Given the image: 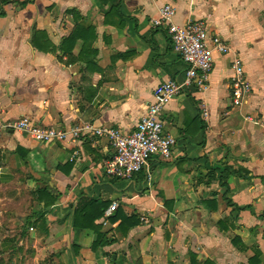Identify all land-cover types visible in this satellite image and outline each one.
I'll return each mask as SVG.
<instances>
[{
  "label": "crops",
  "instance_id": "obj_1",
  "mask_svg": "<svg viewBox=\"0 0 264 264\" xmlns=\"http://www.w3.org/2000/svg\"><path fill=\"white\" fill-rule=\"evenodd\" d=\"M11 1L0 6V123L132 133L155 90L185 78L166 28L151 24L166 5L175 24L204 21L231 53H214L207 92L187 88L162 110L175 145L169 158H152L151 179L108 178L114 150L90 133L46 144L2 133L0 264H264V0ZM235 57L252 87L241 107ZM90 201L105 212L116 204L138 225L124 235L109 220L115 212L84 224L96 216ZM92 226L105 246L93 248Z\"/></svg>",
  "mask_w": 264,
  "mask_h": 264
},
{
  "label": "built area",
  "instance_id": "obj_2",
  "mask_svg": "<svg viewBox=\"0 0 264 264\" xmlns=\"http://www.w3.org/2000/svg\"><path fill=\"white\" fill-rule=\"evenodd\" d=\"M175 15V8L166 5L159 10L158 17L151 20V24L153 28H166L173 51L187 66L185 78L181 82L167 81L155 90L152 103L132 133L124 134L115 128H97L90 124L60 130L36 124L23 117L1 122L0 135L7 132L22 133L37 143L46 144L53 141H77L84 134L90 133L92 136L106 139L114 150V155L105 164V174L108 178L129 181L138 174L145 173L151 179L149 166L152 158L156 156L169 158L175 145V139L164 132V125L160 119L162 110L171 100L184 94L187 88L193 87L200 93L207 92L214 68V53L224 56L231 53L230 47L219 35L209 34L204 21L197 20L177 25L174 23ZM231 70L233 106L241 107L251 94V83L246 76L241 58H234ZM203 116L208 119L206 109ZM116 210L117 205L113 204L105 212L104 217H110Z\"/></svg>",
  "mask_w": 264,
  "mask_h": 264
},
{
  "label": "trees",
  "instance_id": "obj_3",
  "mask_svg": "<svg viewBox=\"0 0 264 264\" xmlns=\"http://www.w3.org/2000/svg\"><path fill=\"white\" fill-rule=\"evenodd\" d=\"M11 3H14L12 2L11 0H0V6L1 7H4L5 5H10ZM74 13H76V11H73L72 14L75 15ZM43 33L42 32H35L34 35H33V43H34V46L38 49V50H46L47 48L44 47L43 45H40V43L38 44L37 40H40V36H42ZM45 35V34H44ZM79 37V34H78V31L71 35L69 38H67L61 49L62 51L64 52V50L66 49V46L68 44H72L70 49L66 50L65 53L67 54H71V49L72 47L74 46L76 40L78 39ZM39 195L41 196H44V197H47L51 200H54V197L51 195V194H48L46 191L45 192H41L39 193ZM88 205H90L92 207V210H94L95 212V218L90 221V219H82V218H79L82 220V222L84 224L86 223H94V221H97L98 219L100 218H103V215H104V212L106 210V205H101V204H96L95 202H92L90 201L89 203H87ZM85 204V205H87ZM115 216L109 218V220L111 221L112 224L116 223L117 221H120L121 223L119 224L118 228L120 229V231L124 234V235H127L128 232L134 228L136 225H138V222L135 220L134 217H131V218H128V217H125L121 212H118V211H115ZM79 214H80V211L77 212L76 214V218H75V226L78 225V217H79ZM93 227V226H92ZM94 228V231L95 233L97 234V239L96 241L94 242V245H93V248L94 249H97L98 247H103L105 246L104 242H103V239L105 238L104 235L102 234L101 232V228L100 227H93Z\"/></svg>",
  "mask_w": 264,
  "mask_h": 264
}]
</instances>
